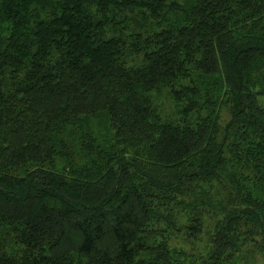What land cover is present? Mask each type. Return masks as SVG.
Wrapping results in <instances>:
<instances>
[{
    "label": "trees",
    "instance_id": "obj_1",
    "mask_svg": "<svg viewBox=\"0 0 264 264\" xmlns=\"http://www.w3.org/2000/svg\"><path fill=\"white\" fill-rule=\"evenodd\" d=\"M0 264H264V0H0Z\"/></svg>",
    "mask_w": 264,
    "mask_h": 264
},
{
    "label": "rangeland",
    "instance_id": "obj_2",
    "mask_svg": "<svg viewBox=\"0 0 264 264\" xmlns=\"http://www.w3.org/2000/svg\"><path fill=\"white\" fill-rule=\"evenodd\" d=\"M153 106L156 109L157 114L164 117L167 116L169 118H176L177 113L175 112V106L173 101L165 94V92L161 91L160 94L153 93ZM226 114H224L225 117ZM211 230V224L207 222L205 225L203 233L199 236L198 241L196 242V245L199 247V251L201 252V249L204 247V241L206 239V231ZM180 239V236L178 237V240Z\"/></svg>",
    "mask_w": 264,
    "mask_h": 264
}]
</instances>
